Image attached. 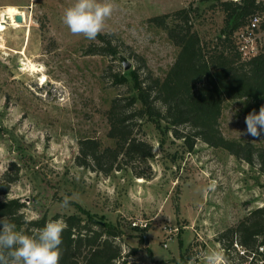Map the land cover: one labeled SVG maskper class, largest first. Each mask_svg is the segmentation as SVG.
<instances>
[{
	"label": "rangeland",
	"instance_id": "374dc122",
	"mask_svg": "<svg viewBox=\"0 0 264 264\" xmlns=\"http://www.w3.org/2000/svg\"><path fill=\"white\" fill-rule=\"evenodd\" d=\"M220 1L99 0L111 3L113 13L97 38L88 40L63 23L76 0H0V11L13 6L25 16L18 27L12 16L0 23V178L12 163L19 167L0 202L19 200L26 220L86 212L120 230L125 264H204L212 250H222L228 264H264L256 249L246 252L233 244L226 254L228 240L216 239L264 206L258 159L249 165L200 140L189 151L163 122L159 128L145 122L140 134L152 152L134 171L148 178L135 177L123 164L103 176L75 162L80 139L113 144L105 112L128 91L110 74L139 68L142 76L148 70L162 78L173 64L177 47L148 20L185 8L200 39L211 46L229 30L233 39L245 24L239 16L225 26ZM99 37L116 46L115 58L88 53L103 45ZM262 105V97L224 101L218 120L223 137L264 149V133L242 134L245 117ZM65 196L70 205L61 207Z\"/></svg>",
	"mask_w": 264,
	"mask_h": 264
},
{
	"label": "trees",
	"instance_id": "16d2710c",
	"mask_svg": "<svg viewBox=\"0 0 264 264\" xmlns=\"http://www.w3.org/2000/svg\"><path fill=\"white\" fill-rule=\"evenodd\" d=\"M224 14V25L241 16L240 22L262 7L255 0H224L218 2ZM149 23L166 32L178 51L173 64L162 77H154L150 71L139 74V68L110 74L115 84L127 87L128 93L117 96L105 112L108 125L107 137L111 146H102L94 138L78 141L75 162L79 167L109 176L126 165L135 177L148 178L149 174L134 171L135 163H145L151 156L152 146L142 138L140 131L145 122L164 128L191 150L195 141L221 148L249 165L258 159L264 170V149L250 143L241 144L223 137L218 120L222 104L226 100L245 97L264 98V48L248 59L242 60L230 30L216 38L208 46L193 28L185 8L170 14L154 16ZM237 22V25H240ZM103 45L88 53L115 58L116 46L104 37ZM145 65L141 58L134 56ZM131 81V85H129ZM135 92L130 94L129 90ZM19 167L12 163L0 178V195H5L18 179ZM16 199L0 202V218L6 216L16 225V230L32 235L48 221L45 217L26 220ZM63 218L66 229L62 233L60 264H125L121 262V236L118 228L96 222L88 213L82 215H55L52 220ZM95 227V228H93ZM228 240L226 254L239 245L244 251L257 249L264 244V206L255 208L233 228H228L216 239ZM234 251V250H233Z\"/></svg>",
	"mask_w": 264,
	"mask_h": 264
},
{
	"label": "clouds",
	"instance_id": "9594fccd",
	"mask_svg": "<svg viewBox=\"0 0 264 264\" xmlns=\"http://www.w3.org/2000/svg\"><path fill=\"white\" fill-rule=\"evenodd\" d=\"M113 13L111 3L99 0H76L63 14V23L73 35L95 40L103 31L105 22ZM246 131L242 134L259 138L264 133V105L257 113L245 117ZM71 198L65 196L61 207H68ZM67 225L63 218L47 222L42 228L26 235L16 230L8 217L0 218V264H60L62 233ZM204 264H228L222 250L205 255Z\"/></svg>",
	"mask_w": 264,
	"mask_h": 264
},
{
	"label": "built area",
	"instance_id": "2783aa9c",
	"mask_svg": "<svg viewBox=\"0 0 264 264\" xmlns=\"http://www.w3.org/2000/svg\"><path fill=\"white\" fill-rule=\"evenodd\" d=\"M237 1V0H234ZM262 10L247 16L245 24L233 35V41L242 60L256 56L264 48V0H255ZM257 254H264V244H259Z\"/></svg>",
	"mask_w": 264,
	"mask_h": 264
},
{
	"label": "bare ground",
	"instance_id": "6f19581e",
	"mask_svg": "<svg viewBox=\"0 0 264 264\" xmlns=\"http://www.w3.org/2000/svg\"><path fill=\"white\" fill-rule=\"evenodd\" d=\"M21 16L22 20H24L25 16L24 13L22 11H19L17 8L13 7V6H7L3 11H0V23L4 22L7 17L12 16L13 19V27H18L19 23L15 21V16ZM23 22V21H22ZM37 68H32V71H36ZM24 70V69H23ZM31 71V70H30ZM43 81V80H42ZM41 81V82H42Z\"/></svg>",
	"mask_w": 264,
	"mask_h": 264
},
{
	"label": "water",
	"instance_id": "95a60500",
	"mask_svg": "<svg viewBox=\"0 0 264 264\" xmlns=\"http://www.w3.org/2000/svg\"><path fill=\"white\" fill-rule=\"evenodd\" d=\"M15 21L18 22V23H21L22 22V18L21 16H15ZM124 68L127 69L128 68V65H124Z\"/></svg>",
	"mask_w": 264,
	"mask_h": 264
}]
</instances>
